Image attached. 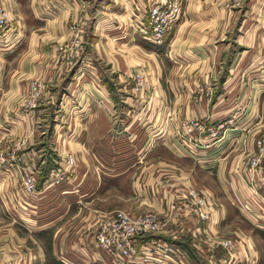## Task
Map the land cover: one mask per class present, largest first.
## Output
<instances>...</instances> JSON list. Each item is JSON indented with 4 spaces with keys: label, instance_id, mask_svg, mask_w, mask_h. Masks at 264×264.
<instances>
[{
    "label": "crops",
    "instance_id": "1",
    "mask_svg": "<svg viewBox=\"0 0 264 264\" xmlns=\"http://www.w3.org/2000/svg\"><path fill=\"white\" fill-rule=\"evenodd\" d=\"M179 1L177 21L152 44L129 25L147 0H0V151L12 152L17 166H35L39 202L20 219L9 213L19 171L0 172V264H49L47 257L110 264L92 242L97 223L114 210L152 212L163 223L136 237V247L155 238L190 264H264V158L254 173L243 164L264 141V0H242L240 8ZM70 22L82 46L60 57ZM135 70L145 77L137 91ZM29 81L43 85L42 95L23 110ZM189 118L231 123L211 144L190 146L171 130ZM66 154L75 158L69 175L48 183ZM187 190L211 203L204 224L181 197ZM223 237L235 241L230 254L216 242Z\"/></svg>",
    "mask_w": 264,
    "mask_h": 264
},
{
    "label": "built area",
    "instance_id": "2",
    "mask_svg": "<svg viewBox=\"0 0 264 264\" xmlns=\"http://www.w3.org/2000/svg\"><path fill=\"white\" fill-rule=\"evenodd\" d=\"M241 0H228L230 7L239 6ZM146 11L143 16L132 17L129 25L136 35L152 44L162 42L164 35L177 21L181 13L179 0H147ZM81 30L73 28L69 41L61 46V56L72 57L81 47ZM134 81L133 88L137 91L145 82L141 71H132L130 75ZM43 85L39 82L31 83L22 100L23 110L34 108L42 95ZM203 93L209 95L211 89L205 85ZM222 125L205 126L198 118L182 119L174 125V133L177 138L190 146L204 147L219 138L218 132ZM206 140H212L208 142ZM256 152L243 160L245 169L249 173L259 170L261 161L264 158V141H256ZM0 160L7 170L16 167V157L11 152L3 157L0 153ZM62 173H68L75 163L71 154L64 155ZM36 168L31 163H25L19 167V183L22 195L26 200L33 201L36 194ZM251 192L255 193L252 184H249ZM186 200L188 210L204 224L208 219L211 203L203 195L195 190H187L181 195ZM172 207V205H171ZM162 222L155 213L143 212L131 215L123 210H114L105 215L98 222L93 234V245L103 253L110 264H125L134 262L136 264H190L185 253L171 248L164 241L155 238H148L142 241L137 247L134 244L136 237L152 234L159 231ZM225 247L230 254L235 246V241L229 237L216 240ZM98 257L93 259L92 264H102Z\"/></svg>",
    "mask_w": 264,
    "mask_h": 264
},
{
    "label": "rangeland",
    "instance_id": "3",
    "mask_svg": "<svg viewBox=\"0 0 264 264\" xmlns=\"http://www.w3.org/2000/svg\"><path fill=\"white\" fill-rule=\"evenodd\" d=\"M225 4L227 5V6H229V4H228V0H226L225 1ZM242 6V0L240 1V4H239V6H236L237 8H240ZM230 7V6H229ZM76 23L75 22H70L68 25H67V28L70 30V31H72V27L73 28H78L76 25H75ZM83 32H84V29H83ZM3 35H4V31H2V32H0V36H2L3 37ZM83 35V34H82ZM82 35H81V41H83V38H82ZM71 38V35H70V37L66 40V41H64L63 43H61L60 45H57V47H56V50H57V52H58V54H59V56L61 57V52H60V50H59V46H61V45H63V44H65V43H67L68 41H69V39ZM163 40V39H162ZM139 41L140 42H142V43H144V44H148V43H146V42H143L142 40H140L139 39ZM162 43V42H161ZM81 46H82V42H81ZM0 48H3V50H5L6 49V47H0ZM81 48V47H80ZM79 48V49H80ZM78 49V50H79ZM75 53V52H74ZM67 55H64L63 57H66ZM69 57V56H68ZM133 81V80H132ZM31 83H35V81H29V83H28V87H29V85L31 84ZM132 86H134V81H133V83H132ZM220 123H225L224 125H223V127L219 130V132H218V136L219 137H221L222 136V133L224 132V130L225 129H227V127L226 126H230V123H231V118H228L227 120H224V121H222V122H220ZM227 123V124H226ZM229 123V124H228ZM177 123H175V124H173L172 126H171V130H172V132H173V134L175 135V133H174V125H176ZM204 124V123H203ZM205 126H207V125H205ZM211 126H216V125H211ZM175 137H177L176 135H175ZM148 147H152L150 144L149 145H147V148ZM155 150H157V149H155ZM0 153H2V155H3V157H5L8 153H11L10 151L9 152H1L0 151ZM15 161H17V158H16V160ZM17 164V163H16ZM192 164V162L189 160V159H187L186 161H185V165H187V166H189V165H191ZM60 165H61V167H60ZM60 165H58L59 167L57 168V169H54V170H52V173H51V176L50 177H48L47 178V181H48V183H50V184H56V183H59L60 181H63V180H65V177L66 176H68L69 174V172L68 173H62V169H63V162H62V160L60 161ZM19 167H21V166H17L16 165V167H14V168H12V170L13 171H15V172H17V171H19ZM12 170H7V168L4 166V165H2V163H1V160H0V172H2V173H11L12 172ZM17 176V178H18V184H17V186H15V191H17L18 192V195H17V197H15V199L13 200V202H12V207L11 208H9V213H11V214H14L17 218H19L20 219V217L21 216H23L24 214H26V213H34V212H36L37 211V208H38V196H37V194H38V190H37V188H36V194H35V199L33 200V201H28V200H26L25 198H24V196L22 195V192H21V187H20V183H19V176L18 175H16ZM205 177L203 178L205 181H206V183H208V185H210V186H212V187H214V192L216 193V192H221L222 190H220V189H218V187L216 188V184L214 183V180L212 179V177H211V175H204ZM250 193L251 194H254L253 192H251L250 191ZM224 195V194H223ZM242 208H243V211L246 213V215H248V216H250L256 223H258L257 222V220L259 219L256 215V213L253 211V209H251V207L249 206V205H247L246 203H243L242 204ZM81 211H79V213H80ZM70 214V213H69ZM96 214V212H93V210H89V213H88V217H94L93 215H95ZM67 218L66 217H63L61 220H59L57 223H56V226H58L59 224H65V222H64V220H66ZM95 218H92V220L93 221H95L94 220ZM239 221V224H242L244 227L243 228H246V230H249L250 232H252V231H254L253 230V226L252 225H250L249 224V226L247 227L246 225H245V223L243 222V220H238ZM261 223V222H260ZM260 223H258V225H260ZM94 224V223H93ZM98 224V223H97ZM95 225H96V223H95ZM95 225H93V227H95ZM261 226V225H260ZM92 227V228H93ZM53 228V227H52ZM90 230H91V228H90ZM47 256H49V255H46V257ZM46 261H48V263L49 264H64V263H62L60 260H58L57 258H55V261H56V263L54 262V261H52V259H49L48 257H47V259H46ZM189 263H191V261H189ZM108 264V263H107Z\"/></svg>",
    "mask_w": 264,
    "mask_h": 264
}]
</instances>
